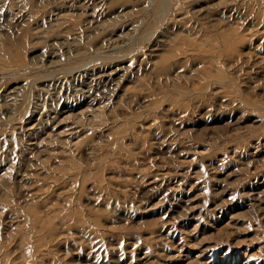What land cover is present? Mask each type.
Returning a JSON list of instances; mask_svg holds the SVG:
<instances>
[{"label": "rangeland", "instance_id": "1", "mask_svg": "<svg viewBox=\"0 0 264 264\" xmlns=\"http://www.w3.org/2000/svg\"><path fill=\"white\" fill-rule=\"evenodd\" d=\"M11 1L0 264H264V0Z\"/></svg>", "mask_w": 264, "mask_h": 264}, {"label": "bare ground", "instance_id": "2", "mask_svg": "<svg viewBox=\"0 0 264 264\" xmlns=\"http://www.w3.org/2000/svg\"><path fill=\"white\" fill-rule=\"evenodd\" d=\"M157 1V3H156V5H155V9L157 10V13L158 14H166L167 12H168V10L170 9V0H156ZM13 4L14 3H16V4H25V5H29L30 6V8L32 9V8H35V7H39V6H42L44 3H45V0H12L11 1ZM1 52V51H0ZM8 59H10V58H8ZM7 59V60H8ZM8 62V61H7ZM11 65H12V63H11ZM24 66V65H23ZM13 69H11V68H9V70H8V68L6 69V70H3L2 72H0V78L1 77H6V78H8V77H13L14 75V73L12 74L11 72L13 71V70H18V69H20V68H17V64H15V65H13ZM27 67V66H26ZM23 68V67H22ZM28 68V67H27ZM24 69V68H23ZM11 70V71H10ZM14 72H16V71H14ZM111 73V72H110ZM27 80H25V82H26ZM24 82V83H25ZM32 82H33V80L32 81H30L29 83L27 82V84H28V87H27V91H25L26 93V97H27V100H28V98H29V95H30V92H31V86H32ZM24 86V85H23ZM20 88V86L18 87V89ZM17 89V87H13L12 88V90H16ZM11 90V91H12ZM17 91V90H16ZM10 92V91H9ZM15 92V91H14ZM25 112V111H24Z\"/></svg>", "mask_w": 264, "mask_h": 264}]
</instances>
